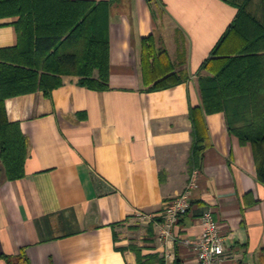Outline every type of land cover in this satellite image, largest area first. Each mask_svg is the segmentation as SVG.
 I'll use <instances>...</instances> for the list:
<instances>
[{
    "label": "crops",
    "instance_id": "1",
    "mask_svg": "<svg viewBox=\"0 0 264 264\" xmlns=\"http://www.w3.org/2000/svg\"><path fill=\"white\" fill-rule=\"evenodd\" d=\"M109 1V0H93ZM242 0H116L108 12L109 87L64 74L43 90L6 98L9 121L28 139L24 176L4 179L0 159V264L24 253L30 264H199L201 214L212 210L224 236L219 264H264V184L249 143L228 130L222 111L204 115L209 146L190 171V108L201 105L199 69L234 20ZM248 8L264 18V0ZM17 16L0 17V48L15 46ZM160 34L188 78L146 90L141 39ZM197 171L192 210L160 237L165 200ZM137 210L153 214L135 223ZM138 224V225H137ZM157 264V263H156Z\"/></svg>",
    "mask_w": 264,
    "mask_h": 264
},
{
    "label": "trees",
    "instance_id": "2",
    "mask_svg": "<svg viewBox=\"0 0 264 264\" xmlns=\"http://www.w3.org/2000/svg\"><path fill=\"white\" fill-rule=\"evenodd\" d=\"M93 0H0V17L17 16L18 42L0 48V159L4 179L24 176L28 139L6 116V98L43 90L49 94L61 76H78L81 85L109 87L108 12L112 2ZM149 3L158 0H147ZM235 5L237 14L203 60L198 87L201 105L190 108L192 144L190 171L201 165L209 146L204 115L222 111L228 130L249 143L264 184V18ZM171 60L160 34L141 39V69L146 90L168 88L188 78ZM181 218V217H180ZM137 253V264H164L157 254ZM6 264H30L24 253L3 256Z\"/></svg>",
    "mask_w": 264,
    "mask_h": 264
},
{
    "label": "built area",
    "instance_id": "3",
    "mask_svg": "<svg viewBox=\"0 0 264 264\" xmlns=\"http://www.w3.org/2000/svg\"><path fill=\"white\" fill-rule=\"evenodd\" d=\"M197 187V171L190 175L185 188L177 195L167 199L163 203L159 215L163 217L160 237L168 240L174 239L173 228L180 217L192 210L193 191ZM142 221H148L153 214L142 210L136 211ZM203 230L199 238L190 241L183 238L184 244H191L196 251L199 264H219L226 255L224 236L220 233L218 221L213 211L208 209L201 214Z\"/></svg>",
    "mask_w": 264,
    "mask_h": 264
},
{
    "label": "rangeland",
    "instance_id": "4",
    "mask_svg": "<svg viewBox=\"0 0 264 264\" xmlns=\"http://www.w3.org/2000/svg\"><path fill=\"white\" fill-rule=\"evenodd\" d=\"M136 217H137V220L135 221V223H139V224L142 223V220L139 218V216H136Z\"/></svg>",
    "mask_w": 264,
    "mask_h": 264
}]
</instances>
